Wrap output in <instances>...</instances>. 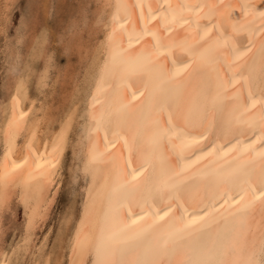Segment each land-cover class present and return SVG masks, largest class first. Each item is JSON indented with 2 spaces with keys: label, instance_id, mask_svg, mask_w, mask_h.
I'll return each instance as SVG.
<instances>
[{
  "label": "bare ground",
  "instance_id": "6f19581e",
  "mask_svg": "<svg viewBox=\"0 0 264 264\" xmlns=\"http://www.w3.org/2000/svg\"><path fill=\"white\" fill-rule=\"evenodd\" d=\"M93 1L78 11L96 40L80 55L82 98L35 105L33 55L0 100V215L21 206L25 261L264 264V0ZM62 29L67 45L82 38L73 22ZM68 144L77 213L64 218L69 235L35 248ZM16 245L0 246V264Z\"/></svg>",
  "mask_w": 264,
  "mask_h": 264
},
{
  "label": "rangeland",
  "instance_id": "374dc122",
  "mask_svg": "<svg viewBox=\"0 0 264 264\" xmlns=\"http://www.w3.org/2000/svg\"><path fill=\"white\" fill-rule=\"evenodd\" d=\"M1 1L2 0H0V8H1V10H0V89H1L0 90V93H1L0 100L6 95L7 91H6V87H4V85L7 86L8 82H10L9 79L12 77L11 74H13L17 71H20L21 68H24L23 66L27 65V63L30 60V56H33V55L36 56V60L32 63L34 74H33V77L31 79V83L29 85L28 94L31 98L33 97V99L35 100V105L36 104L38 105V103H40V102L45 103L46 112L52 113V112H55V109H57V106L60 107V105H63L64 103H65V105H67L69 100L71 102V98L68 97L69 95L70 96L75 95V98L77 97V99H81L82 98V92H81L82 87L81 86H83L82 80H80V79H82V75H83V68H82L83 66H79L80 57L82 56L81 52H86L87 50H90L92 47V44H94V42L96 40L95 41L93 40L94 37H92V36H95V34L92 31V29H90V31L87 32L85 29L88 30L89 26L88 25H82V23L80 22L81 18L79 17L78 11L80 13V11L82 9H85L88 7L87 10H89L91 12L92 9H95V3H93L94 1L90 0L91 1L90 2L89 0H17V2L15 1L13 4H11L12 2L10 0H6V1L3 0L2 3H1ZM81 1H83V2H81ZM87 3H89V4H87ZM5 5H7V7L9 6L8 9H5V7H6ZM85 6H87V7H85ZM5 10H7V12ZM57 11H58V13H57ZM90 12L87 15L88 16L90 15L89 18L91 19L92 16H94V15H92ZM43 13H45V14H43ZM6 14H8V15L6 16ZM66 14H68V15H66ZM22 15L24 16V18ZM26 15H31V17L26 18V17H28ZM24 19H26V20H24ZM56 19H58V20H56ZM70 20H72V21H70ZM71 22H73V25H74V29L71 30L74 37L80 36V38L82 37L81 38L82 40L81 39H80V41L76 40L78 43H73V44L70 43L69 44L70 46H69V45H67L68 42L65 40V38H63V39L61 38L62 37L61 30L63 31L62 28L67 26ZM78 24L81 26V28L78 26ZM24 25H25V27H23ZM75 27L77 29H75ZM82 30H84V33ZM77 31H78V34H77ZM29 32H31V33H29ZM80 32L82 33V35ZM17 33L19 36L17 35ZM42 33L45 34L47 37L46 42H44L47 45L44 44L43 50L38 52V50L36 49L37 48L36 43L41 41L42 38L40 36L43 35ZM89 33H90V35H89ZM47 35L49 36V38ZM55 36H56V39L58 38L57 39L58 41H60L59 39H61V41L58 42L54 38ZM84 36H86V38ZM33 37H34V40H33ZM16 42H18V43H16ZM32 43H35V44H32ZM58 43H59V45H58ZM61 44H63V45H61ZM67 46L70 47V49L64 48ZM83 46H85V47H83ZM87 46H88V49H87ZM54 49H56V50H54ZM5 50L7 51V53L5 52ZM12 50H15L16 52L21 54L20 57H17V59L16 60L14 59L13 61L11 60L13 58H10L11 57L10 52H12ZM8 60H11L12 64H10V61H8ZM25 60H27L26 63H23ZM45 61H47V64H48V68H47L48 71L46 73V75H47L46 83L47 84H46V86L41 87L40 90H39V88L37 90V87L35 85L36 82H35L34 78H35L36 74H38L40 72V69L43 68ZM77 66H79V67H77ZM19 67H20V69H19ZM74 69H76V70H74ZM78 71L80 72L81 75H79ZM79 76H81V77L79 78ZM1 81H3L4 83ZM2 83H3V85H2ZM32 83H33V85H32ZM74 84L75 85L77 84L76 87ZM77 87H79V88H77ZM2 88L5 90V92H2V91H4ZM74 89H76V91ZM56 90H57V92H56ZM37 91H40V92H37ZM49 91H50V93H49ZM72 92H74V93H72ZM79 93H80V95H79ZM38 94H40V95H38ZM54 94L55 95L57 94L56 97L58 99L59 98L60 99L57 100V98H55ZM45 96H46V98H45ZM62 97L64 99L61 100ZM78 97H80V98H78ZM54 98L56 100H54ZM39 100H40V102H39ZM64 100H66V101L64 102ZM53 101H56L58 104H56L55 102L53 103ZM79 103L81 104V102H79ZM49 104H50V106H49ZM53 104L55 105L54 109L52 107ZM80 104H78L79 105L78 109L79 108L81 109V106L83 105V104H81V105ZM51 107H52V109H51ZM70 144H68L69 146H67L69 148H66V150L63 153V158H62V161L60 164V169H59V178H58L60 180L58 183L59 186H58V189L56 190L54 201H53V203L49 209V212L47 215L48 218L46 217V219H45L46 221L40 222L38 224L39 226L34 231V235L37 234L39 240L36 237V238H34L33 243L37 244L38 242H40L37 245H35V248H37V246L39 244L40 245L43 244V243H41V240L43 239L44 235L48 236L47 237L48 239L46 241L47 247L53 246L52 243L54 241L52 242V237L56 236V234H58V235L60 233L62 234V230L65 232L66 235H69L70 231H67L65 229V227L69 226L68 224H70V223L65 224L64 218L66 217L68 210L70 212L77 213V211L71 210V208H73V206L75 205L74 203H76L75 206L78 205V202H79L78 185L80 183L79 181H81V180L78 177L77 178L78 181L75 184H73L71 181L70 170L73 169L72 165L74 164V160H72V152H71V145ZM70 154H71V156H70ZM67 166H69V167H67ZM68 203H70V204H68ZM61 216L63 219L60 218ZM61 219H62V221L60 222ZM58 222H60V224H57ZM0 224H1L0 225V246L1 247L5 246V247H2L1 249L8 248L9 245H12V244L15 246L18 243V245H16L17 249L15 247V254L12 255V256H14L12 258L15 259L16 261L11 258L9 264H11V263L12 264H32L35 260L37 261V258H35V256L31 258V263L28 262L27 260L25 261L26 257L24 255H22L21 250H18L20 248V245H21V239L20 238H22V234H23L22 233L23 231L20 230L22 225H23V210H22L21 206H17V204L16 205L12 204L9 210L4 211V213L2 212L0 215ZM61 225H63V226H61ZM16 234L18 235V237L19 236L20 237L18 238L16 236ZM65 234H63V237H66ZM37 235H35V236H37ZM50 235H52V236H50ZM49 237H51V238H49ZM18 239H20V240H18ZM9 240H10V243H9ZM35 240H36V242H35ZM46 242H45V244H46ZM50 242H51V244H50ZM23 256H24V258L22 261V259H20V258H22ZM52 256H50L51 257L50 261L54 260V258ZM41 262H43V261L38 262V264H40ZM41 264H43V263H41Z\"/></svg>",
  "mask_w": 264,
  "mask_h": 264
}]
</instances>
